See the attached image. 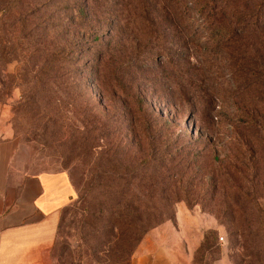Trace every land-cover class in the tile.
<instances>
[{"label":"rangeland","instance_id":"obj_1","mask_svg":"<svg viewBox=\"0 0 264 264\" xmlns=\"http://www.w3.org/2000/svg\"><path fill=\"white\" fill-rule=\"evenodd\" d=\"M31 1L0 13L19 42L0 67V138L18 141L30 172L65 170L75 188L49 264H132L143 242L181 247V264H264V131L252 125L264 121V90L239 86L228 59L247 50L264 64V18L252 20L264 0H238L222 18L249 20L254 46L239 38L218 48L202 30L205 0ZM162 44L171 55L183 50L168 61L156 50ZM57 51L30 104L39 70ZM149 55L157 60L138 71L135 59ZM152 154L157 163L135 176L93 182L103 159L126 165ZM116 202L138 207L128 226L101 218Z\"/></svg>","mask_w":264,"mask_h":264},{"label":"crops","instance_id":"obj_2","mask_svg":"<svg viewBox=\"0 0 264 264\" xmlns=\"http://www.w3.org/2000/svg\"><path fill=\"white\" fill-rule=\"evenodd\" d=\"M75 195L65 170L30 172L19 159L18 141L2 136L0 264H49L62 212ZM183 257L181 247H150L143 242L132 264H181Z\"/></svg>","mask_w":264,"mask_h":264},{"label":"trees","instance_id":"obj_3","mask_svg":"<svg viewBox=\"0 0 264 264\" xmlns=\"http://www.w3.org/2000/svg\"><path fill=\"white\" fill-rule=\"evenodd\" d=\"M21 1L24 0H0V13L5 16V13H8L12 9L15 10V6ZM25 1L32 2L31 0ZM237 1L238 0H205L203 7L200 9L201 16H204V24L202 26V30L208 36V40L210 41L211 46L215 48H218L221 45L229 46L230 44L237 42L239 38H241V40H243L247 44L246 47L248 45L249 47L251 45L254 46V44L249 43V35L251 34V29L248 24L250 23L249 20L247 22H244L242 17H238V13L233 12L229 14L232 19L230 18L228 23H225V21L224 23L222 22L224 14L228 13V11L233 8L234 3H237ZM216 2H220L218 7H216ZM263 4L264 3H260L257 5V10L254 13V16L252 17V20L256 24L263 21ZM18 12L20 14L19 19L22 20L23 15L26 14L25 10L20 9L18 10ZM81 12H83L82 7L79 8V13ZM147 19H149L148 15H146V20ZM4 21V19L0 20V67L14 60L16 50L19 46L18 41H15L13 38L8 36L9 29H7L6 24L2 23ZM257 30L258 27L257 25H255L253 28V32ZM151 32V36H154L155 38H165L164 30L162 32V30L157 31L155 29H152ZM240 48L242 47H239L238 49ZM156 50L158 52H162V57H164L168 61H172L173 56L176 57L181 54L183 49H176L171 55L172 52L170 51V48L162 44ZM246 52L247 50H244V52H241L239 50L237 54L233 53L228 57L230 62V74L234 79L238 81L239 86H243L245 90L249 93H251L252 91L264 90V64L258 56H252L250 54H247ZM58 56H60L58 51L52 53L46 59L45 63L42 65V68L39 70L37 80L35 81V85L33 87V91L30 92V95H27V97H29L30 104L32 103V101L30 100L34 99V93L37 92L36 90L34 92V89L36 87L42 86V83L44 82L43 80L48 76L49 70L52 64L58 59ZM156 60L157 57H152L150 55L145 57L144 63H141L143 62L141 61V59H135V66H137L138 71H141L142 68L146 65L145 62H147L149 65H152ZM6 88L7 84H5V86H3V88L1 89ZM136 104L139 106L138 110L142 117V123L147 126L148 113L143 108L145 102L140 97L137 98ZM252 125H256L258 126V128H261V130L264 131V121L261 124L257 125L256 121L252 118ZM102 128L103 127L97 125V123H93V126L90 131L92 132V134H100L102 132ZM93 138L95 139V137ZM160 149L158 150L160 151ZM155 154L157 155L156 151ZM155 154L145 156L137 163L126 165L122 163H116L112 158L103 159L99 164V169H97L94 175L93 182L101 184L104 180L108 179L116 180L124 177L135 176L140 173L143 169L150 168L157 163L158 157ZM112 192H114V194L116 193L115 191ZM243 196L249 203L257 204L258 202L257 198L253 194L244 192ZM258 205L261 206L262 204L258 202ZM100 212L102 213L101 218L103 220L105 219L108 223H111V226L108 227L114 228V226L116 225L117 227H121L125 225L128 226L129 224H131L133 220H135V217L138 213V207L133 206L131 203L121 204L120 202H116L114 206H111L109 210H107L106 214H104L106 212L104 210H101ZM152 221L154 224V222H156V218L155 220L152 219ZM147 229L148 226L146 228H142V233H145ZM260 231L262 232V235H260V237L263 239L264 242V218H262L261 220Z\"/></svg>","mask_w":264,"mask_h":264},{"label":"built area","instance_id":"obj_4","mask_svg":"<svg viewBox=\"0 0 264 264\" xmlns=\"http://www.w3.org/2000/svg\"><path fill=\"white\" fill-rule=\"evenodd\" d=\"M220 240H223V237H220Z\"/></svg>","mask_w":264,"mask_h":264}]
</instances>
